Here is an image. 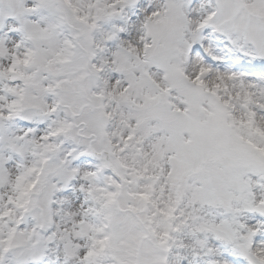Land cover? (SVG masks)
Wrapping results in <instances>:
<instances>
[{
  "label": "snow or ice",
  "instance_id": "snow-or-ice-1",
  "mask_svg": "<svg viewBox=\"0 0 264 264\" xmlns=\"http://www.w3.org/2000/svg\"><path fill=\"white\" fill-rule=\"evenodd\" d=\"M0 264H264V0H0Z\"/></svg>",
  "mask_w": 264,
  "mask_h": 264
}]
</instances>
